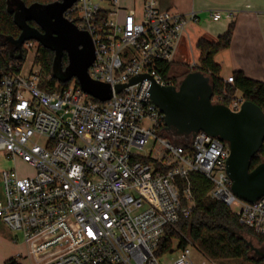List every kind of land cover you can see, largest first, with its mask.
<instances>
[{"label": "built area", "instance_id": "1", "mask_svg": "<svg viewBox=\"0 0 264 264\" xmlns=\"http://www.w3.org/2000/svg\"><path fill=\"white\" fill-rule=\"evenodd\" d=\"M64 16L91 35L95 59L88 74L108 83L112 95L101 100L75 77L64 84L52 72L24 73L18 58L0 68V153L34 170L24 177L15 168L0 171V220L22 233L26 245L16 263L197 264L195 250L202 264H218L183 233L185 245L171 239L167 252H178L172 263L160 260L167 252L157 254L166 226L190 217L196 205L192 172L212 183L209 197L264 235V194L249 202L234 193L228 145L203 130L167 129L165 113L151 98L153 83H175L169 72L177 42L199 13L162 8L158 0H143L141 13L119 0H76ZM223 16L233 14L211 12L212 21ZM35 47L38 54L37 41L23 44L27 52ZM140 75L146 76L130 82ZM223 80L212 101L229 97L227 106L239 111L242 92L226 87L234 75ZM117 85L124 87L117 91Z\"/></svg>", "mask_w": 264, "mask_h": 264}, {"label": "water", "instance_id": "2", "mask_svg": "<svg viewBox=\"0 0 264 264\" xmlns=\"http://www.w3.org/2000/svg\"><path fill=\"white\" fill-rule=\"evenodd\" d=\"M75 1L55 0L26 5L22 0H7L8 9L15 11V22L21 28L19 37L12 39L20 50L16 58H21L25 41L35 40L54 51L53 75L56 79L63 82L75 77L82 90L107 100L112 95L111 86L93 80L88 74V68L95 59L91 35L78 29L64 16L66 9ZM30 21L39 28L31 26ZM64 54L68 63L62 68ZM144 76L134 77L130 82ZM123 87L117 85L116 90ZM150 93L152 100L165 113L167 129H174L178 134L203 130L228 144L230 153L226 158V171L238 197L255 202L264 194V161L251 168V160L264 140V112L257 104L245 100L239 111H232L224 103H214L210 76L199 70L187 73L179 86L153 83ZM247 244L264 256L251 242Z\"/></svg>", "mask_w": 264, "mask_h": 264}, {"label": "trees", "instance_id": "3", "mask_svg": "<svg viewBox=\"0 0 264 264\" xmlns=\"http://www.w3.org/2000/svg\"><path fill=\"white\" fill-rule=\"evenodd\" d=\"M26 5L35 2L42 4L55 0H22ZM15 9V6H12ZM15 11L8 9L7 0H0V68L8 61L16 59L20 50L15 47L12 39L18 38L21 28L14 19ZM234 31V24L230 23L227 31L220 35L217 41H208L200 38L197 47L201 51L199 70L210 76L213 94L221 93L224 80L220 77V66L214 60L215 54L230 46ZM4 48V50H2ZM36 61L40 63L45 72L54 71V51L42 44L38 47ZM20 62L25 59L26 50L22 48ZM68 63L67 55L62 59V68ZM235 82L233 85H226L230 93L239 89L245 100L257 104L264 112V81L256 80L245 75L242 70L234 71ZM56 79V78H55ZM176 80V79H175ZM71 79L63 81L68 84ZM222 103L228 105L229 97H224ZM264 161V140L255 156L251 160V168ZM191 180L196 205L190 217H182L174 226H166L165 234L161 239L157 254L161 255L170 250L173 237L180 238V246L187 241L181 233L187 234L192 242L215 259L244 258L257 264H264L249 254L251 248L245 241L242 233L244 230L256 235L260 242L264 241V235L256 234L250 227L239 222L238 217L222 202L208 196L212 183L203 175L192 172ZM264 257V256H262ZM261 257V258H262ZM6 264H17L13 257L7 259Z\"/></svg>", "mask_w": 264, "mask_h": 264}, {"label": "crops", "instance_id": "4", "mask_svg": "<svg viewBox=\"0 0 264 264\" xmlns=\"http://www.w3.org/2000/svg\"><path fill=\"white\" fill-rule=\"evenodd\" d=\"M142 2L143 0H119L122 7L134 9L137 13L142 11ZM158 4L162 8H171L181 13L194 9L200 17L199 22L189 25L178 40L172 67L177 63H184L189 69L188 65L200 63L198 40L205 38L217 41L227 31L230 23H233L230 46L214 56L215 62L220 66V77L224 79L234 71L242 70L246 76L264 81V0H158ZM214 10L231 11L233 16H223L218 21H212L211 12ZM187 47L192 61H189ZM16 255L5 256L0 264H6L7 259Z\"/></svg>", "mask_w": 264, "mask_h": 264}, {"label": "rangeland", "instance_id": "5", "mask_svg": "<svg viewBox=\"0 0 264 264\" xmlns=\"http://www.w3.org/2000/svg\"><path fill=\"white\" fill-rule=\"evenodd\" d=\"M107 2V0H105ZM189 47V46H188ZM187 47V51L189 52ZM4 50V48L2 49ZM195 50V49H194ZM196 52V51H195ZM39 54L36 53V47L29 50L28 52L26 51L25 59L21 61L23 64V72L26 73L29 71V69H41L44 70L43 66L36 61V57H38ZM189 61H192V55L189 52ZM201 64V62H200ZM199 65V64H198ZM188 68L191 69V65H188ZM186 71L187 67L186 64L180 63V64H175L172 69L169 72L170 76H173L176 80L179 77V75L182 73V71ZM237 95L240 94V91H236ZM174 130V129H173ZM175 131V130H174ZM176 132V131H175ZM179 141H182L183 138H176ZM141 152H143L141 150ZM10 168H15L17 170V173L20 177L24 176H29L31 175L34 170L33 168L24 160L17 158L16 160L13 159H8L4 157L0 153V171L4 169H10ZM147 194L151 197V192L150 190H146ZM3 196V180L1 177L0 173V198ZM187 235V234H185ZM244 239L246 242H251L256 248L259 249L261 253H264V241L260 242L258 240V237L249 231L244 230L242 233ZM16 237L17 240L14 242L13 238ZM12 238V239H11ZM17 244V245H14ZM250 246V245H249ZM16 253L20 254L26 253V245L24 243V238L22 233L20 232H13L11 231L1 220H0V262L3 260L5 256H10L13 254L16 255ZM177 249L172 252H167L163 255L160 256V260L162 262H171L177 257ZM249 254L253 257H256L257 259H261L264 262V257H262L261 254L256 253L254 250H250ZM262 257V258H261ZM193 258L197 264H202L203 257L197 253L195 250L193 251ZM215 259V258H213ZM23 264H31L29 259L23 258L22 260ZM215 261L218 264H257L253 261L244 259V258H230V259H215Z\"/></svg>", "mask_w": 264, "mask_h": 264}, {"label": "flooded vegetation", "instance_id": "6", "mask_svg": "<svg viewBox=\"0 0 264 264\" xmlns=\"http://www.w3.org/2000/svg\"><path fill=\"white\" fill-rule=\"evenodd\" d=\"M29 24L33 27H38V25L36 23H34L33 21H30ZM39 28V27H38ZM196 70H199V69H187L186 71H183L179 77L177 78V80H175V83L173 85L175 86H179L180 82L182 81V79L185 77V75L191 71H196ZM201 71V70H199ZM214 103H217V102H214ZM225 142V141H224ZM226 143V142H225ZM227 144V143H226ZM228 145V144H227ZM229 147V146H228Z\"/></svg>", "mask_w": 264, "mask_h": 264}]
</instances>
